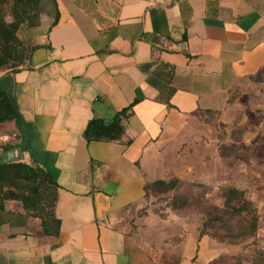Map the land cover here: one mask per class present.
I'll list each match as a JSON object with an SVG mask.
<instances>
[{
    "label": "crops",
    "instance_id": "obj_1",
    "mask_svg": "<svg viewBox=\"0 0 264 264\" xmlns=\"http://www.w3.org/2000/svg\"><path fill=\"white\" fill-rule=\"evenodd\" d=\"M54 1L18 29L24 63L0 67L20 112L0 123V152L50 173L59 229L45 234L5 200L0 264H210L208 235L148 242L122 222L144 204L145 183L169 173L194 113L264 74V0ZM132 103L120 140H85L91 118Z\"/></svg>",
    "mask_w": 264,
    "mask_h": 264
},
{
    "label": "rangeland",
    "instance_id": "obj_2",
    "mask_svg": "<svg viewBox=\"0 0 264 264\" xmlns=\"http://www.w3.org/2000/svg\"><path fill=\"white\" fill-rule=\"evenodd\" d=\"M47 8L48 0H42L41 9ZM213 105L216 109L194 113L189 135L175 158L166 162L169 173L158 174L165 181L176 180L175 187L162 192L148 188L144 204L122 224L148 242L171 237L174 241L185 231L199 233L203 228L218 243V255L210 264H262L264 74L232 85ZM231 187L242 189L256 208L252 235L249 219L224 205Z\"/></svg>",
    "mask_w": 264,
    "mask_h": 264
},
{
    "label": "trees",
    "instance_id": "obj_3",
    "mask_svg": "<svg viewBox=\"0 0 264 264\" xmlns=\"http://www.w3.org/2000/svg\"><path fill=\"white\" fill-rule=\"evenodd\" d=\"M42 0H0V67L20 66L28 57L27 44L17 35L22 24L36 25L41 10ZM54 4L55 1L51 0ZM8 7V13H6ZM6 14L11 18L6 19ZM57 9L52 25L57 22ZM170 75L171 70H170ZM136 99L133 103H135ZM132 104L116 112L110 119L93 117L84 130L83 137L89 141H116L124 135L123 118L128 115ZM210 110V109H206ZM198 110L196 112H199ZM204 111V110H202ZM20 112L14 99L4 90L0 89V123L8 120H17ZM9 146L2 148L0 152V207L5 200L18 201L24 211L31 216L40 219L42 230L45 234H57L59 219L55 216L54 206L56 201L57 184L50 173L33 162H25L14 159L10 162L3 160V154ZM177 181L155 179L146 182L144 191L148 188L155 191H167L175 187ZM224 205L228 206L235 215L244 214L250 221L249 235H252L257 227L258 214L250 200L244 197V191L235 187L228 188L225 194ZM199 236L206 235L203 228ZM259 258L264 264V252H260Z\"/></svg>",
    "mask_w": 264,
    "mask_h": 264
},
{
    "label": "water",
    "instance_id": "obj_4",
    "mask_svg": "<svg viewBox=\"0 0 264 264\" xmlns=\"http://www.w3.org/2000/svg\"><path fill=\"white\" fill-rule=\"evenodd\" d=\"M16 156H17L16 149H12V150H9V151L4 153L3 160L5 162H10V161L14 160Z\"/></svg>",
    "mask_w": 264,
    "mask_h": 264
}]
</instances>
